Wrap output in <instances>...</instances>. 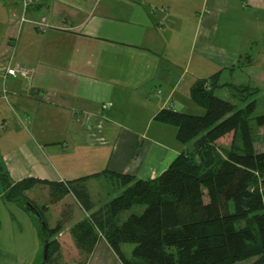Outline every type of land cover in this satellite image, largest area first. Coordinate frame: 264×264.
Wrapping results in <instances>:
<instances>
[{
    "label": "crops",
    "instance_id": "0c3cea01",
    "mask_svg": "<svg viewBox=\"0 0 264 264\" xmlns=\"http://www.w3.org/2000/svg\"><path fill=\"white\" fill-rule=\"evenodd\" d=\"M261 38L264 0H34L25 14L0 0V175L11 185L86 178L91 213L101 209L124 191L105 173L151 181L192 151L156 115L203 116L191 88L254 68ZM9 63L29 79H4ZM25 196L46 208L49 230L71 209L53 240L72 252L60 248L47 264H120L96 230L89 255L77 247L73 231L91 213L72 195L50 204L37 185ZM34 221L0 196V264H42Z\"/></svg>",
    "mask_w": 264,
    "mask_h": 264
},
{
    "label": "trees",
    "instance_id": "16d2710c",
    "mask_svg": "<svg viewBox=\"0 0 264 264\" xmlns=\"http://www.w3.org/2000/svg\"><path fill=\"white\" fill-rule=\"evenodd\" d=\"M218 79L215 75L191 88V100L204 109L203 116L162 110L155 117L157 122L176 128L178 143L192 144V151L178 155L151 181L105 173L124 191L101 209L91 213L94 205L84 185L86 178L66 183L26 179L11 185L6 175H0V196L5 203L21 205L30 202L25 193L37 185L49 188L50 204L72 195L83 211L91 213L73 231L77 247L89 255L96 230L120 264H262L264 152H254L251 143L255 103L236 110L214 95L216 88L223 87H218ZM235 89L244 92L247 88ZM255 126L264 128V116L255 119ZM229 135L231 149L219 162L214 152L217 142ZM236 140L242 143L241 149L235 147ZM30 203L45 222L46 208ZM136 208L143 211L137 213ZM70 217L68 207L54 229L47 225L41 229L42 241L48 240L42 264L51 260V248L58 252L53 236ZM241 222L248 224L240 227ZM80 227L87 232L84 236L76 232ZM123 245L133 246L131 259L122 252Z\"/></svg>",
    "mask_w": 264,
    "mask_h": 264
},
{
    "label": "rangeland",
    "instance_id": "374dc122",
    "mask_svg": "<svg viewBox=\"0 0 264 264\" xmlns=\"http://www.w3.org/2000/svg\"><path fill=\"white\" fill-rule=\"evenodd\" d=\"M252 52L250 56L256 57L258 53H260L259 58H256L257 63L254 64V68L243 67V68H236L232 73H225L221 79L223 87L217 88L214 90V95L222 100H225L236 107V110L244 109L249 103H255V110L251 116V143L253 145L254 152H264V128H258L255 126V119L260 116H264V38H261V41L256 42L251 46ZM237 88H247L244 92H239L235 89ZM241 90V89H240ZM193 116V115H192ZM231 135L223 138L221 141L217 142L215 157L217 161L221 162L228 152L231 149ZM239 149L242 148V143L239 140H236L234 143ZM97 191V190H95ZM101 192V191H100ZM102 194V192L100 193ZM206 202L207 199L204 198ZM135 212L141 213L143 211L142 208L134 209ZM36 222V221H34ZM248 222H241L240 227L247 225ZM77 234L87 232L85 229L82 230L80 227L77 231ZM57 243L60 251V248L63 249L65 252L69 247H62L61 241L59 240H52ZM89 242V237H86V243ZM125 248V253L132 252L133 246L131 245H123ZM86 248V247H85ZM57 252V253H58ZM54 252V248H51L50 256H56L57 254ZM87 255L85 252H83ZM126 255V254H125ZM131 255V254H130ZM126 256H129L128 254ZM264 264V262L262 263Z\"/></svg>",
    "mask_w": 264,
    "mask_h": 264
},
{
    "label": "built area",
    "instance_id": "2783aa9c",
    "mask_svg": "<svg viewBox=\"0 0 264 264\" xmlns=\"http://www.w3.org/2000/svg\"><path fill=\"white\" fill-rule=\"evenodd\" d=\"M21 6L23 13L25 14L29 9L32 8L34 0H16ZM3 77H11L14 79H29V73L19 65L11 66L10 63L3 68Z\"/></svg>",
    "mask_w": 264,
    "mask_h": 264
},
{
    "label": "water",
    "instance_id": "95a60500",
    "mask_svg": "<svg viewBox=\"0 0 264 264\" xmlns=\"http://www.w3.org/2000/svg\"><path fill=\"white\" fill-rule=\"evenodd\" d=\"M18 206L37 222L40 229L46 228V223L43 221L39 212L30 202L26 201ZM47 252H48V240H44L42 243V251H41V262L42 263H44L47 258Z\"/></svg>",
    "mask_w": 264,
    "mask_h": 264
}]
</instances>
